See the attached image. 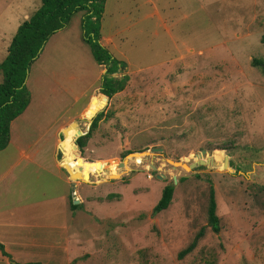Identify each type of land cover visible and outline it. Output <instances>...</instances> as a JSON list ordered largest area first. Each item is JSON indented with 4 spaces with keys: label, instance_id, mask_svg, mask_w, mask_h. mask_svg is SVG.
<instances>
[{
    "label": "rangeland",
    "instance_id": "obj_1",
    "mask_svg": "<svg viewBox=\"0 0 264 264\" xmlns=\"http://www.w3.org/2000/svg\"><path fill=\"white\" fill-rule=\"evenodd\" d=\"M40 3L0 0V62L17 26ZM101 6L99 43L125 63L112 74L124 87L96 112L107 66L84 41L91 36L90 12H74L28 66L29 103L10 123L0 175L20 150L28 151L33 161L21 158L12 168L13 184L34 190L52 180L58 193L72 196L53 165L56 141L64 138L57 130L74 117L87 133L103 112L83 148L74 139L98 170L128 151H162L142 155L140 164L129 156L128 170L114 173L118 178L89 174L75 181L86 183L79 190L87 211L78 207L76 232L90 254L76 264H264V0H105ZM37 148L41 158L32 153ZM201 149L221 158L190 171L165 160L189 164ZM58 154L62 166L60 148ZM8 181L1 178L0 187ZM169 183V206L153 212ZM210 187L218 233L207 221ZM202 227L195 248L180 258Z\"/></svg>",
    "mask_w": 264,
    "mask_h": 264
},
{
    "label": "trees",
    "instance_id": "obj_2",
    "mask_svg": "<svg viewBox=\"0 0 264 264\" xmlns=\"http://www.w3.org/2000/svg\"><path fill=\"white\" fill-rule=\"evenodd\" d=\"M40 6L32 13V15L24 20L18 27L15 34L12 36L10 44L7 49V54L4 60L0 63V72L3 79L0 83V150L5 148L9 142L10 123L21 114L29 103L28 92L25 88L27 70L29 64L35 59L41 50L42 45L48 37L61 28L71 17V15L78 10H88L90 14L89 32L91 36H86L84 41L90 46L92 55L98 64L107 66L106 73L103 76L100 95L97 96L98 103L101 104L97 109L100 110L114 93L124 87L122 79L112 76L120 67H124L125 63L114 58L109 51L99 43V15L102 11V4L105 0H40ZM92 18V19H91ZM259 61V60H258ZM255 65L260 64L257 60H253ZM107 98V99H106ZM95 112V113H96ZM103 112L97 114L93 119L89 131L76 139V145L83 148L86 144V139L90 137L91 131L96 127ZM87 118V117H85ZM91 118V117H90ZM78 135L75 125L66 129V134L59 144L60 149L64 155L62 164H64L71 173L79 172L81 177L89 174L91 165H80L81 162L90 163L84 160L77 146L74 144V139ZM76 152V156H75ZM131 151H128L129 153ZM134 162L140 164L142 155H135ZM132 158V157H131ZM219 153L204 157L200 153L196 155V159H203L209 164L212 159H220ZM114 163H117L114 162ZM100 168H104L105 164H97ZM117 166L115 169L112 167ZM92 168V167H91ZM110 168V169H107ZM126 164L125 169L128 170ZM119 165H108L105 169L98 170L92 168L90 174L97 176L112 175L117 173ZM116 175V174H114ZM77 177V176H76ZM173 183V181H172ZM172 183L166 184L161 191L159 200L153 206V212H160L166 209L172 199L174 185ZM71 205L77 207L78 204ZM207 221L208 225L215 232H219V217L216 214V203L214 199L213 188L210 187L208 207H207ZM204 228L195 235L194 239L188 246L180 250L178 256L182 258L184 255L192 251L199 238L203 235ZM0 250L4 252L3 246L0 244ZM37 264V263H30Z\"/></svg>",
    "mask_w": 264,
    "mask_h": 264
},
{
    "label": "crops",
    "instance_id": "obj_3",
    "mask_svg": "<svg viewBox=\"0 0 264 264\" xmlns=\"http://www.w3.org/2000/svg\"><path fill=\"white\" fill-rule=\"evenodd\" d=\"M95 96L97 95H93L89 101V112L93 110ZM73 118L60 125L58 133L69 126ZM61 140L56 141V149L52 157L53 165L57 171L62 170L65 174V176L59 175L57 179L72 185L73 181L58 160ZM32 153L35 158H41L39 148L34 149ZM19 154L20 157L0 175V179L10 176V181L0 187V244L5 252L0 250V264H45L42 260H45L46 264H55L54 260L59 257L60 251L63 252L62 264H73V262L76 264L79 258H90L89 252L83 251L76 232L80 226V224L77 226L78 207L85 206L79 187L86 183L75 185L74 182L72 196H67V191L65 194L58 193L56 183L54 184L52 180L44 186H37L34 189L37 192L30 188L25 190L23 186H15L13 184L15 177L10 175L12 168L21 158L33 161L28 151L20 150ZM45 190H48L47 194H44ZM72 197L78 200L77 203H72L78 204L77 207L71 205ZM86 203H90L89 200ZM81 207L80 209L86 210L85 207ZM78 250L80 251L77 252ZM56 262L58 263V259Z\"/></svg>",
    "mask_w": 264,
    "mask_h": 264
},
{
    "label": "water",
    "instance_id": "obj_4",
    "mask_svg": "<svg viewBox=\"0 0 264 264\" xmlns=\"http://www.w3.org/2000/svg\"><path fill=\"white\" fill-rule=\"evenodd\" d=\"M25 82V81H24ZM107 99V98H106ZM73 125H75V127L77 128V132H78V135L75 137V139L77 138V137H79V136H81V135H83V134H85V133H83L80 129H79V127H78V122L76 121V120H74L69 126H67L66 128H64L63 130H62V132H63V134L65 135L66 134V129L67 128H69V127H71V126H73ZM154 151H162V148H153L152 149V152H149L148 150H145V151H140V152H129L128 154H126V156L118 163V165H119V167H122V168H125L126 167V164H127V162H128V157L129 156H132V158H134L133 156H135V155H146V154H149V153H153ZM200 154L202 155V157H204L206 154H207V151L205 150V149H201L200 150ZM167 162H169V163H171L173 166H180V167H182V168H185L186 170H192L193 168H195V167H197V166H200V165H204V164H207V162L205 161V160H203V159H199V160H197V161H193V162H191V163H189V164H186V163H184V162H181V161H173V160H171V159H165ZM151 165V168L152 169H156V166L154 165V164H150ZM62 166H63V168L67 171V173H68V176H69V178L73 181L72 182V189H74L75 188V185H74V181H77V180H79V181H83V182H85V180L81 177V174L79 173V172H75V173H71L70 171H69V169L64 165V164H62ZM223 166L225 167V168H227L228 170H231L229 167H228V156H225L224 157V162H223ZM79 177V178H77V177ZM109 178H106L105 180L106 181H109V180H111V178H118L119 176H117V175H107ZM74 178H77V179H74ZM158 178H160V176H158ZM74 179V180H73ZM174 180H175V178H174ZM78 202V200L77 199H75L74 200V203H77Z\"/></svg>",
    "mask_w": 264,
    "mask_h": 264
},
{
    "label": "bare ground",
    "instance_id": "obj_5",
    "mask_svg": "<svg viewBox=\"0 0 264 264\" xmlns=\"http://www.w3.org/2000/svg\"><path fill=\"white\" fill-rule=\"evenodd\" d=\"M78 150H79V149H78V147H77L76 152H77ZM76 152H75V156H76ZM76 158L79 160L81 166H83V165H85V164H86V165H92V164H89V163H86V162H81L80 159H79L77 156H76ZM91 167H92V168H97V167L94 166V165H92ZM116 167H117V166L112 167V168L115 169ZM92 168L90 169L89 174L91 173ZM107 169H110V168H107ZM89 174L84 175L83 179H84V180L89 179V177H88ZM74 182H75V181H74Z\"/></svg>",
    "mask_w": 264,
    "mask_h": 264
},
{
    "label": "flooded vegetation",
    "instance_id": "obj_6",
    "mask_svg": "<svg viewBox=\"0 0 264 264\" xmlns=\"http://www.w3.org/2000/svg\"><path fill=\"white\" fill-rule=\"evenodd\" d=\"M229 165H230V162H229V157H228V167H229ZM230 168V167H229ZM231 169V168H230Z\"/></svg>",
    "mask_w": 264,
    "mask_h": 264
}]
</instances>
